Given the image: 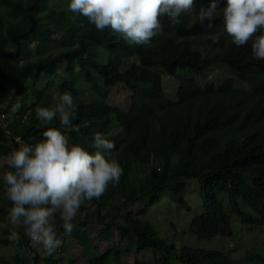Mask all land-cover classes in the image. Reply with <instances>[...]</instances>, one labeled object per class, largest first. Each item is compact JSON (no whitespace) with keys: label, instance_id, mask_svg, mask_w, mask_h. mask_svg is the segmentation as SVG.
<instances>
[{"label":"trees","instance_id":"1","mask_svg":"<svg viewBox=\"0 0 264 264\" xmlns=\"http://www.w3.org/2000/svg\"><path fill=\"white\" fill-rule=\"evenodd\" d=\"M210 2L194 0L193 12L182 15L181 23L165 18L150 43L129 45L110 27L97 30L70 12L69 0H0V108L12 115L0 124V157L43 140L48 127L60 128L90 152L96 150L93 134L103 133L115 142L124 171L99 198L81 204L79 227L95 221L100 236L114 228L135 252L150 250L162 264H236L220 249L168 244L141 219L168 188L184 210L188 183L200 190L201 205L182 234L209 242L230 236L223 194L241 225L264 226V59L253 58L251 41L237 47L224 32L226 0H217L211 29L199 24L195 11ZM116 89L128 92L122 103L110 99ZM64 91L76 101L75 130L61 127L58 118L42 122L36 116L37 107L54 106ZM2 191L0 184V222L10 207ZM143 198L140 215L131 212ZM53 220L61 221L59 212ZM23 238L17 243L28 249L25 233ZM91 247L80 255L86 264H122L119 243L104 253ZM43 254L46 264H59L56 254ZM38 259L32 251V264ZM238 259L264 264L249 251Z\"/></svg>","mask_w":264,"mask_h":264},{"label":"clouds","instance_id":"2","mask_svg":"<svg viewBox=\"0 0 264 264\" xmlns=\"http://www.w3.org/2000/svg\"><path fill=\"white\" fill-rule=\"evenodd\" d=\"M194 0H69L68 10L86 17L97 30L110 27L114 34L131 44H148L162 29V20L181 23L184 14L193 12ZM223 30L237 46L251 41V54L264 59V0H226L221 10ZM199 24L213 27L217 0L195 11ZM218 37L214 36V42ZM51 107H37L42 122L58 118L61 127L76 126V104L69 91L58 93ZM16 103L13 110L19 109ZM44 139L22 144L7 157V169L0 175L6 199L10 202L7 218L13 229L10 241L19 240L16 226L23 225L30 241L51 255L61 246L56 225L51 218L59 212L66 233L73 229V219L82 203L99 198L109 186L119 182L123 168L114 155L115 142L96 132L88 151L72 142L60 128L48 127Z\"/></svg>","mask_w":264,"mask_h":264},{"label":"rangeland","instance_id":"3","mask_svg":"<svg viewBox=\"0 0 264 264\" xmlns=\"http://www.w3.org/2000/svg\"><path fill=\"white\" fill-rule=\"evenodd\" d=\"M217 69L220 72V76H227L228 72L225 67L219 66ZM126 98H128V92L126 90L116 89L111 92V101L122 103ZM74 103L76 104V101ZM12 111L11 109L10 113ZM11 119L12 115H7L4 112L3 106H1L0 124L6 125ZM37 142L33 141L31 144L34 145ZM6 170H8L7 158L0 157V175ZM171 186L173 184H170ZM187 187L185 189L186 191L184 190L183 192V197L188 204V210L182 209L175 199H171V190L168 188L167 195H162L158 203L150 206L146 216H140L141 219H146L159 233V236L167 240L168 244L175 243L177 246H180L184 243L187 246L203 247L205 249L212 247L214 250L220 249L224 254L231 256L236 264L240 263L238 258L243 259L247 251L264 258V226L249 227L241 225L239 218L229 210L225 194L220 195L219 200L226 214L230 217L232 231L230 236L228 235L221 240L215 238L209 242L192 237L191 234L186 232L182 234L184 230L187 231L190 217L197 212L196 210L201 205L200 190L196 183L190 182ZM1 195L6 198L4 191L1 192ZM143 200L145 199L143 198L132 204L129 210L140 215L143 208ZM92 208H95V206H92ZM82 215L79 211L77 212V216L73 219V229L70 233L64 231L62 221L56 223L57 236L62 240L61 246L54 252L59 264H86L83 256H80L83 248L91 245V248H96L100 253H104L111 248L112 242L119 243L124 249L120 256V262L122 264H134L136 260L145 264H162L152 256L150 250H144L139 253L135 252L130 242L121 241L119 233L114 228L107 236L99 235L102 227L99 223L92 220L89 221L90 225L88 227L84 229L80 228L79 219L82 218ZM51 219L53 220V217ZM173 226H175L176 231L173 230ZM24 227L23 225L16 226V231L19 233L20 238L18 241L13 242L8 239L13 226L9 223L7 216L0 222V264H32V251L38 252L39 259L37 264H46L42 246L30 243L27 249L17 243L19 241L21 242V240L24 241ZM78 230L82 234H76L75 232ZM171 264L179 263L172 261Z\"/></svg>","mask_w":264,"mask_h":264},{"label":"built area","instance_id":"4","mask_svg":"<svg viewBox=\"0 0 264 264\" xmlns=\"http://www.w3.org/2000/svg\"><path fill=\"white\" fill-rule=\"evenodd\" d=\"M28 243L30 244V243H34V242L30 241L29 238H28Z\"/></svg>","mask_w":264,"mask_h":264}]
</instances>
